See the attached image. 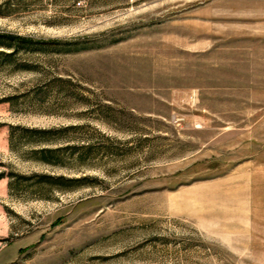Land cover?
Here are the masks:
<instances>
[{
	"label": "rangeland",
	"instance_id": "obj_1",
	"mask_svg": "<svg viewBox=\"0 0 264 264\" xmlns=\"http://www.w3.org/2000/svg\"><path fill=\"white\" fill-rule=\"evenodd\" d=\"M0 35V264H264V0H0Z\"/></svg>",
	"mask_w": 264,
	"mask_h": 264
},
{
	"label": "trees",
	"instance_id": "obj_2",
	"mask_svg": "<svg viewBox=\"0 0 264 264\" xmlns=\"http://www.w3.org/2000/svg\"><path fill=\"white\" fill-rule=\"evenodd\" d=\"M1 36V35H0ZM9 38H12V39H17V40H21V41H30L29 38H24V37H18V36H15V35H9L8 36ZM3 40L0 39V42H2ZM51 152V150L49 148H41L39 149V153H40V158L44 161H49L48 157H47V154H49Z\"/></svg>",
	"mask_w": 264,
	"mask_h": 264
}]
</instances>
